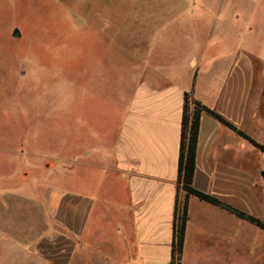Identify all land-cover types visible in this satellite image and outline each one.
<instances>
[{
    "label": "rangeland",
    "instance_id": "374dc122",
    "mask_svg": "<svg viewBox=\"0 0 264 264\" xmlns=\"http://www.w3.org/2000/svg\"><path fill=\"white\" fill-rule=\"evenodd\" d=\"M263 6L264 0H0L1 192L24 195L26 216L28 196L40 195L42 214L53 189L65 190L82 175L95 179L105 212L114 215L104 222L110 240L122 242L114 229L128 214L123 182L72 157L79 162L90 148L96 154L87 164H111L102 154L113 151L135 79L161 71L191 92L189 60H209L212 45L225 43L234 57L263 49ZM42 217L48 223L46 212ZM242 224L244 264H264V231Z\"/></svg>",
    "mask_w": 264,
    "mask_h": 264
},
{
    "label": "crops",
    "instance_id": "0c3cea01",
    "mask_svg": "<svg viewBox=\"0 0 264 264\" xmlns=\"http://www.w3.org/2000/svg\"><path fill=\"white\" fill-rule=\"evenodd\" d=\"M262 48L234 57L225 43H218L209 60L191 58L188 65L195 78L193 98L264 146ZM148 77L135 79L113 151L102 154L111 164H87L96 154L90 148L79 162L72 157L82 167L111 171L123 182L128 214L114 229L122 242L110 240L104 222L114 215L105 212L102 186L95 179L82 175L65 190L45 195L42 214L48 223L40 195L28 196L33 205L26 216L24 195L1 192L0 185V264L172 263L175 205L177 196L185 198L178 190V165L184 95L190 87L165 80L161 71ZM262 171L263 152L213 116L201 115L196 190L264 221V182L256 174ZM243 221L190 195L180 264H244L249 246L244 245ZM125 222L132 241L126 239ZM260 254L264 259V251Z\"/></svg>",
    "mask_w": 264,
    "mask_h": 264
},
{
    "label": "trees",
    "instance_id": "16d2710c",
    "mask_svg": "<svg viewBox=\"0 0 264 264\" xmlns=\"http://www.w3.org/2000/svg\"><path fill=\"white\" fill-rule=\"evenodd\" d=\"M203 113H207L222 124L237 132L244 139L249 141L254 147L264 153V146L256 142L250 136L237 129L233 124L224 119L215 111L201 104L193 98L192 91L185 92L184 106L181 124V137H180V155L178 165V190L182 189L185 192L183 201L179 200L177 196L174 214V235L172 247V263L180 264L181 255L183 251L184 235L186 229V222L188 218V197L190 195L196 196L199 199L211 203L213 205L221 206L222 208L232 212L240 219L264 230V221L250 215L246 212H241L233 207L222 204L214 197L196 190L192 183L196 170V149L198 143V134L200 127V118Z\"/></svg>",
    "mask_w": 264,
    "mask_h": 264
},
{
    "label": "water",
    "instance_id": "95a60500",
    "mask_svg": "<svg viewBox=\"0 0 264 264\" xmlns=\"http://www.w3.org/2000/svg\"><path fill=\"white\" fill-rule=\"evenodd\" d=\"M13 35L16 36V37H19L20 36V33H19L18 30H15L14 33H13Z\"/></svg>",
    "mask_w": 264,
    "mask_h": 264
}]
</instances>
